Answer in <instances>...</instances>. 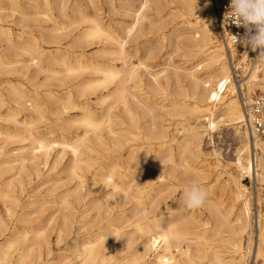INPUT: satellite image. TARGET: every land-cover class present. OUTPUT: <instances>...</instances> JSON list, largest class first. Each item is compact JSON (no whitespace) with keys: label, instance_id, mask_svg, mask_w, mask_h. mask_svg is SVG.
Here are the masks:
<instances>
[{"label":"bare ground","instance_id":"1","mask_svg":"<svg viewBox=\"0 0 264 264\" xmlns=\"http://www.w3.org/2000/svg\"><path fill=\"white\" fill-rule=\"evenodd\" d=\"M6 1L0 0V202L8 219L0 212V264H241L251 231L241 179L264 187V157L253 159L244 137L233 162L238 176L227 166L228 181L223 185L221 174L206 188L212 172L201 165L203 138L219 123L237 135L236 126L246 124L211 0H181L180 27L192 46L185 66L173 72L155 70L159 47L149 37L160 30L143 26L157 0H141L136 10L111 0L109 14L123 10L129 24L106 22L97 0H85L92 15L82 0ZM259 71L242 88L264 91V65ZM254 147L264 153V139ZM45 179L53 190L36 199L31 188ZM193 182L208 199L188 210L177 192ZM51 206L47 221L32 226ZM256 259L264 264V221Z\"/></svg>","mask_w":264,"mask_h":264},{"label":"rangeland","instance_id":"2","mask_svg":"<svg viewBox=\"0 0 264 264\" xmlns=\"http://www.w3.org/2000/svg\"><path fill=\"white\" fill-rule=\"evenodd\" d=\"M46 1H48V3L54 2L53 0H40L39 2H40V4L44 5V3ZM110 1L111 0H97V3H99L101 5V14H102L101 17H103L105 19V21L108 23H110L112 21H116V22H120V23H124V24L131 23L132 18L130 16H127V14L123 10H120L118 13H116L115 16H112L111 14H109L108 3ZM113 2H115V6H117L118 9L120 8V5H122L125 7L133 6L134 10H136L140 5L141 0H113ZM4 3L6 4L8 2L6 0H4ZM71 3H72V1L69 3V6H71ZM80 4L82 6H84L87 14L92 15L94 13L93 8L90 7L85 0H82V2H80ZM176 8H178V9H176ZM31 12H33V11H31ZM181 14H182L181 0H157L156 4L154 3L150 7V9L147 12H145V15L147 17V20H145V22L143 24L145 30H149L151 25L154 26V30H153L154 34H155V31L157 32L158 30H160L159 34L152 35L149 37L150 40L152 41L150 46L154 45L152 47H159V50H158L159 55H157V60L155 61V64L158 68L155 70L167 69V70H169V72H173L172 71L174 69L173 67H184L186 62L188 61L186 56L189 55L190 47L192 46V42H191L192 36L187 33V30L185 28L180 27L182 24L181 23L182 19L179 18ZM209 14L210 15L212 14L211 17L214 16V19L216 20V17H215L213 10L209 11ZM70 15L74 18H78V16L76 14H71V12H70ZM154 20H155V22H154ZM111 24L115 26L114 23H111ZM216 27H217V22H216ZM15 32H17V30H15ZM75 33L77 34V32H75ZM75 33L73 35H75ZM218 38H219L218 42L220 41L218 44L222 45L221 47H223L222 49H224V55L227 59H229L228 63L230 64V58H231L230 54L224 48L223 44L221 43V39H220L219 35H218ZM157 39H161V40L158 42ZM43 47L45 49L49 48V49L53 50L52 46L44 45ZM95 48L97 49V47H93V48H88L86 51H84L87 53L86 54L87 57H90L96 51ZM73 52L75 54H79L82 51L80 49H75ZM238 56H236V52H234L232 54V58L234 59V61H240L241 60V57L240 56L238 57ZM195 61H197V59H195L193 62H195ZM226 62H227V60H226ZM244 68L246 69L245 65L243 66L242 71L239 72L238 80H242L245 83V81L248 78V75H247L246 71L244 70ZM5 80H6V78L3 79V81H5ZM14 81L18 82L19 79L16 78V79H14ZM234 84L238 90V93H239L238 98L240 100V104L242 105V98H241L242 96L240 95L241 94L240 90H241L243 84L241 85V88L237 84L236 80L234 81ZM242 89L244 90L243 94H244L245 101L247 100V98H249L253 95L264 94V91L260 88L256 89L255 91H252V92L248 91L246 86H244V88H242ZM238 127H240V128H238ZM236 128H238V132H240L239 135L236 134L235 128L226 127L224 124L219 123L214 132H210L208 135H205V137L203 138L202 149H203L204 157L201 161V163H202L201 165L207 169H210L212 172L211 182L206 186L207 189L212 184H214V182L216 181V179L218 178L219 175L223 174V169L226 168L227 166H228L227 171H229L230 173H232L236 177L238 176V174L234 168L233 162L236 159L237 150L239 148H241V146H242V141L244 140V137H247L248 140L250 141V147L253 145L251 147V149H252L251 150V152H252L251 156L253 157V159H255L256 157L263 156V154H264L263 152H261L260 150H257L254 147V142H256V140L261 139V138H259V137H255L254 139L252 138V136L250 135V132H249V127H248L247 121H246V124L244 123L240 126H236ZM214 152H215V154H214ZM219 161H221V163ZM217 165H220V167H216ZM45 181H47V180L46 179L43 181L40 180V181L36 182L34 184V186H32V188H31L32 191H34V190L38 191L35 194L36 199H41L44 197L47 198L49 192L51 190H53V188H52L53 184H49V185L44 186L43 183ZM220 181L224 185V183H226L228 181V176L226 174H223ZM241 182L247 189V196H248V199L250 200L251 209H252L253 205L256 202H258V200H260V204H261V202L263 204L264 187L261 188V186L257 182H254L251 178H248L247 176H244L241 179ZM65 190H66V188H61L58 191H56L55 195L58 196ZM177 194H180V195L182 194L181 188L178 189ZM260 198H262V199H260ZM50 200H53V199L50 198ZM26 201H27V195H24L23 203ZM54 211H55V209H52V206H51V209L46 210L45 214L42 216L41 219H37V216H35L34 217L35 222L31 225L35 226V227L38 225H43L47 221L48 215L52 214ZM0 212H1L2 216H4V218L8 219L6 214H5V208L3 207V204L1 202H0ZM248 236L249 235H246L244 237V240H243L244 246H243L242 256L244 255L245 260L243 259V262H241V264H263V261L261 259H256L254 262L252 259L251 263L248 262L249 261L248 255L246 253V243H247ZM55 240H56L55 235H53L52 240H51L52 246H53L52 250L54 251V255H58L59 253H63V252L62 251L60 252L59 248L54 246ZM1 241H3V240H1ZM1 241H0V244L3 243ZM64 246L65 245H62L61 248L64 249Z\"/></svg>","mask_w":264,"mask_h":264},{"label":"built area","instance_id":"3","mask_svg":"<svg viewBox=\"0 0 264 264\" xmlns=\"http://www.w3.org/2000/svg\"><path fill=\"white\" fill-rule=\"evenodd\" d=\"M229 3L230 0H211L212 10L214 11L217 20L218 35L220 36L221 43L231 57L230 67L233 72V80H236L241 88L244 81L238 80V78L239 72L242 71L243 66H246V69L244 68V70L249 76L256 66H259V74H261L264 64L255 63L258 56V50L252 51L250 47L240 42L244 37L245 29L234 23L228 22L225 19ZM234 52H236V56L239 55L241 57L240 61H234L232 58ZM246 58L247 60L244 62ZM240 92V95L242 96V107L244 109L250 135L253 139L255 137L264 139V94L253 95L245 101L243 94L244 90L241 89ZM250 220L251 232L249 233L246 243V253L248 255L249 263H251L252 259L253 262L256 260V250L260 242L262 224L264 221V201L262 205H259L257 202L253 205L250 213Z\"/></svg>","mask_w":264,"mask_h":264},{"label":"clouds","instance_id":"4","mask_svg":"<svg viewBox=\"0 0 264 264\" xmlns=\"http://www.w3.org/2000/svg\"><path fill=\"white\" fill-rule=\"evenodd\" d=\"M225 19L245 29L240 42L258 50L255 63L264 64V0H230ZM207 199L208 193L199 183L187 184L182 190L181 203L188 210L204 206Z\"/></svg>","mask_w":264,"mask_h":264}]
</instances>
